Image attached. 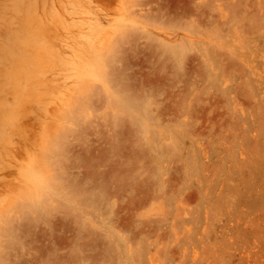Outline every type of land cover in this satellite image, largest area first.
<instances>
[{"label": "rangeland", "instance_id": "obj_1", "mask_svg": "<svg viewBox=\"0 0 264 264\" xmlns=\"http://www.w3.org/2000/svg\"><path fill=\"white\" fill-rule=\"evenodd\" d=\"M106 2L101 24L76 6L16 120L0 195L33 191L0 214V264H264V0ZM89 34L111 44L76 77Z\"/></svg>", "mask_w": 264, "mask_h": 264}, {"label": "bare ground", "instance_id": "obj_2", "mask_svg": "<svg viewBox=\"0 0 264 264\" xmlns=\"http://www.w3.org/2000/svg\"><path fill=\"white\" fill-rule=\"evenodd\" d=\"M73 1L77 3L76 6L80 9L87 10L90 8L88 12H92L99 24H101L102 20H106L110 16V10L108 11L107 7H103L102 3L108 1L109 4V1L113 0ZM114 1H118L121 5H125V0ZM62 2L65 1L0 0V150H3L0 155V175L4 177V180L8 177L10 168L19 161L17 159L15 163L14 155V152L19 146L18 144L20 143V145H22L21 141L28 138L27 135H25L26 138L24 137L23 131L15 133L16 120H20L19 128L24 129L25 119L30 115L27 107L28 102L33 100V102L39 106V109L43 107L44 103L42 101L41 89L43 80L47 76V69L44 65L46 56L51 55L57 57L58 51L62 49V46H68V43L64 39H60V28H66L67 26V29H69L75 25L72 21L74 22V16L76 15V6H73L72 0H68V7L66 6L67 11L65 14H62L59 8ZM97 7L99 9H97ZM117 10H119V7ZM47 35L50 36L49 40L46 38ZM109 43V35L100 34L97 36L95 34H89L85 42L79 43L81 46L77 49V52L80 53H76L78 55L75 61L66 60L65 66L67 67L65 68L67 70H73V74H76L77 77L83 64L91 65V54L97 53L103 48V51H106V47H108L106 45ZM70 67L71 69H69ZM30 68L31 75H29L30 72L27 71L30 70ZM65 74L69 73L67 72ZM73 74H71L72 77H74ZM82 84L85 86V82ZM79 86L81 85L79 84ZM26 144L24 143L23 145L26 146ZM32 152L34 151L32 150L29 152L30 155H28H33ZM19 153L21 154L20 151H18V155L21 156L22 154L20 155ZM23 155L25 158L22 157ZM23 155L21 156L22 161L24 159L29 160L26 159L29 157H26V153ZM35 158L37 159V157ZM35 158L28 161L30 165ZM28 162L26 163L28 164ZM19 163H21V161ZM16 172H19V175L21 173L19 170ZM10 179L16 180V177ZM2 182H0L1 187L3 186ZM4 182L7 183V180ZM6 183L5 188L8 189V193L0 195V214L4 208L10 209L9 206H12L16 199L19 200L18 198L25 197L31 189L33 191V188L28 186L23 180L21 181L20 178L17 183L14 182L15 184L10 181L9 183L13 184L12 186H8L9 184ZM3 189L2 193L4 192ZM3 218H5V215Z\"/></svg>", "mask_w": 264, "mask_h": 264}]
</instances>
